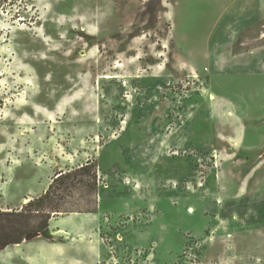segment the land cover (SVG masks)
<instances>
[{
  "label": "rangeland",
  "instance_id": "1",
  "mask_svg": "<svg viewBox=\"0 0 264 264\" xmlns=\"http://www.w3.org/2000/svg\"><path fill=\"white\" fill-rule=\"evenodd\" d=\"M221 2L0 0V210L91 167L0 264H264V145L174 64L171 3Z\"/></svg>",
  "mask_w": 264,
  "mask_h": 264
},
{
  "label": "crops",
  "instance_id": "2",
  "mask_svg": "<svg viewBox=\"0 0 264 264\" xmlns=\"http://www.w3.org/2000/svg\"><path fill=\"white\" fill-rule=\"evenodd\" d=\"M221 1L218 11L205 10L203 13L194 4L187 3L183 9L185 19L178 32L176 5L171 3L174 64L176 68L209 80L206 95L208 97L210 92L215 95L211 99L208 97L210 106L225 105L226 115L235 120L237 135L225 137L228 143L238 145L251 140L254 146L264 145V0ZM194 28L202 32L196 33ZM261 157L264 159V152L257 154L258 160ZM24 198L23 205L27 203L26 198L31 200L30 196ZM260 201L264 202L263 198ZM9 210L12 209L3 211ZM52 252L44 249L41 254L51 257Z\"/></svg>",
  "mask_w": 264,
  "mask_h": 264
},
{
  "label": "trees",
  "instance_id": "3",
  "mask_svg": "<svg viewBox=\"0 0 264 264\" xmlns=\"http://www.w3.org/2000/svg\"><path fill=\"white\" fill-rule=\"evenodd\" d=\"M90 169V165H87L75 171L61 172L44 194L31 199L20 208L0 210V251L10 245L22 243L30 234L51 238L49 222L52 214L62 211L55 203L53 195L63 191L68 180L75 178L80 171L86 172Z\"/></svg>",
  "mask_w": 264,
  "mask_h": 264
},
{
  "label": "water",
  "instance_id": "4",
  "mask_svg": "<svg viewBox=\"0 0 264 264\" xmlns=\"http://www.w3.org/2000/svg\"><path fill=\"white\" fill-rule=\"evenodd\" d=\"M38 236V234H30V235H28V236H26V240H30V239H33V238H35V237H37Z\"/></svg>",
  "mask_w": 264,
  "mask_h": 264
},
{
  "label": "bare ground",
  "instance_id": "5",
  "mask_svg": "<svg viewBox=\"0 0 264 264\" xmlns=\"http://www.w3.org/2000/svg\"><path fill=\"white\" fill-rule=\"evenodd\" d=\"M106 77H111V75H108V76H106ZM212 94H213V93H212ZM210 95H211V94H210ZM214 96H215V95L213 94L212 97L214 98ZM28 201H29V199L26 198L25 203L28 202ZM191 211H192V209H191ZM16 246H19V244H16Z\"/></svg>",
  "mask_w": 264,
  "mask_h": 264
}]
</instances>
